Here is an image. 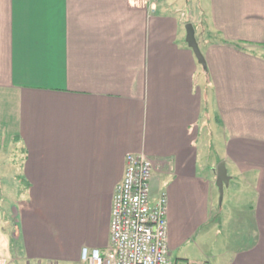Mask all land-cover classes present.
<instances>
[{"label":"crops","instance_id":"crops-1","mask_svg":"<svg viewBox=\"0 0 264 264\" xmlns=\"http://www.w3.org/2000/svg\"><path fill=\"white\" fill-rule=\"evenodd\" d=\"M167 1L0 0L5 264L106 249L127 152L152 160L151 198L167 193L170 264H264V0H199L205 67ZM220 160L247 202L215 205Z\"/></svg>","mask_w":264,"mask_h":264},{"label":"built area","instance_id":"built-area-1","mask_svg":"<svg viewBox=\"0 0 264 264\" xmlns=\"http://www.w3.org/2000/svg\"><path fill=\"white\" fill-rule=\"evenodd\" d=\"M152 160L143 153L127 152L123 175L112 193L109 246H83V264H170L167 244V193L150 196ZM0 264H5L0 258ZM25 264H53L25 263Z\"/></svg>","mask_w":264,"mask_h":264},{"label":"rangeland","instance_id":"rangeland-1","mask_svg":"<svg viewBox=\"0 0 264 264\" xmlns=\"http://www.w3.org/2000/svg\"><path fill=\"white\" fill-rule=\"evenodd\" d=\"M152 2L156 3L157 4V7L158 9L160 8L159 7V4L161 5V3L163 4L164 2H168L167 0H151ZM172 1V0H171ZM170 2V1H169ZM173 5L177 6L175 10H177L180 14V17L182 18V20L184 22L190 20V22H192V24L194 23L195 24V29L198 28V34L200 36H203L205 35V37H207L209 35V33L211 31L209 30H206L205 27H204V22H205V25H206V15L204 13V10L203 8L198 4L199 3V0H173ZM172 7V6H171ZM202 8V9H201ZM203 11V12H202ZM200 27H199V26ZM201 28H202V32H201ZM204 32V34H202ZM210 36V35H209ZM205 129L206 127H208V124H205ZM204 132H206L207 134V130H205ZM14 148L15 147H8L7 150H5L6 152H4L6 155L8 153L11 154V159L16 158L14 160H18V158L16 157L17 156V151H14ZM14 151V152H13ZM212 157H214V155L212 154V150H210V153L208 155V161L206 159V163H210L209 162V158L212 160ZM219 162V161H218ZM216 164L214 165V168H215ZM4 171L3 174L6 175V179L5 177H0V221L2 223V226L4 225V220L6 219H3L2 217V210H1V206H4V207H10L11 203L14 202V194L10 193V191L12 190V182L14 181V178L12 177L14 175L13 173V170H12V167H8L6 166V168H4L2 166V168H0ZM216 169V168H215ZM202 170H204V173H206V177L209 178V179H212L213 177V174L214 172L212 171L211 167H204L202 168ZM12 172V173H11ZM10 180V183H9V180ZM6 185H5V184ZM232 188H231V185H227L223 187V193H222V198L220 199V193L218 191V188L217 186L214 187V203L215 205L217 206V204L221 205L223 204V202H226L229 197L233 200H236V201H239V202H247L248 201V196L246 197V195H234L232 197ZM2 213V214H1ZM6 235V233H5ZM175 256L173 257L172 259V262L175 261Z\"/></svg>","mask_w":264,"mask_h":264},{"label":"water","instance_id":"water-1","mask_svg":"<svg viewBox=\"0 0 264 264\" xmlns=\"http://www.w3.org/2000/svg\"><path fill=\"white\" fill-rule=\"evenodd\" d=\"M184 28H185V42L193 51L198 63L201 64L203 67H205L206 65L205 59L200 50L198 41L196 39L195 28L192 22H186ZM228 180H229V175L227 173L225 162L224 160H220L216 165V180H215L216 186L220 193V199L222 198L223 187L224 185L228 184Z\"/></svg>","mask_w":264,"mask_h":264},{"label":"trees","instance_id":"trees-1","mask_svg":"<svg viewBox=\"0 0 264 264\" xmlns=\"http://www.w3.org/2000/svg\"><path fill=\"white\" fill-rule=\"evenodd\" d=\"M186 22H190V20H188V21H186ZM193 26H194V28H195V24H194V23H193ZM209 35H211V34H209ZM209 35H208V36H209ZM221 40H223V41H225V42H228V41H226L225 39H221ZM233 45H235V46H237V47H240L239 42H234Z\"/></svg>","mask_w":264,"mask_h":264}]
</instances>
